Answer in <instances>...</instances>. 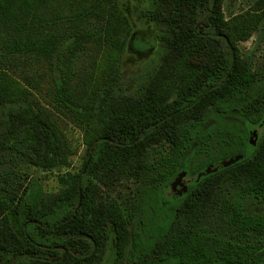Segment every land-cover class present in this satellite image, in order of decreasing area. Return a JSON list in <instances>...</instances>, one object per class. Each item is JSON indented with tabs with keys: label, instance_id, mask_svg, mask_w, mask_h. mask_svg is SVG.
Here are the masks:
<instances>
[{
	"label": "trees",
	"instance_id": "1",
	"mask_svg": "<svg viewBox=\"0 0 264 264\" xmlns=\"http://www.w3.org/2000/svg\"><path fill=\"white\" fill-rule=\"evenodd\" d=\"M133 2L140 28L129 0H0V264H264V67L237 44L264 0Z\"/></svg>",
	"mask_w": 264,
	"mask_h": 264
},
{
	"label": "rangeland",
	"instance_id": "2",
	"mask_svg": "<svg viewBox=\"0 0 264 264\" xmlns=\"http://www.w3.org/2000/svg\"><path fill=\"white\" fill-rule=\"evenodd\" d=\"M127 1V0H124ZM134 0H129L128 5L131 8L133 19L135 21L136 27H142V21L138 16L139 9L141 6L133 2ZM255 0H222V11L226 18L243 13L250 10L254 6ZM238 47L240 55L243 58L251 57L254 60L255 65L259 67H264V20L259 24L258 28L251 33V35L246 40L238 41ZM153 51L149 52L146 57L138 58L136 56L126 55L124 57L123 73L126 77L133 79L134 74L142 71L140 77L143 79L146 75V67L142 65L151 61V55ZM139 74V73H138ZM132 84V81L128 82ZM45 107L49 108L53 114L54 119H56L60 130L64 133L65 137L70 142L71 147L74 149V153L70 156V166L67 170L78 171L81 168L83 155L85 152V144L83 143V130L81 127L76 125L73 120L67 117L62 111L52 107L47 103L45 99L43 101ZM256 130L259 133V130ZM251 131V130H250ZM185 180V176H184ZM45 189L53 190L56 189L57 183L53 177V173H48V177L44 184ZM264 211V207L260 208ZM120 264H131L127 261H123Z\"/></svg>",
	"mask_w": 264,
	"mask_h": 264
},
{
	"label": "water",
	"instance_id": "3",
	"mask_svg": "<svg viewBox=\"0 0 264 264\" xmlns=\"http://www.w3.org/2000/svg\"><path fill=\"white\" fill-rule=\"evenodd\" d=\"M257 138H258V132L256 130L249 131L248 141L250 144L255 145ZM240 158H241V155H234L226 159H222L216 166L208 165L198 173V177L202 175H206L211 172H215L219 166H224V167L228 166ZM185 175H186V171H182L175 176V178L172 180L170 184V187H171L170 189L172 191H176L179 194H183L186 192L187 182L184 180Z\"/></svg>",
	"mask_w": 264,
	"mask_h": 264
},
{
	"label": "flooded vegetation",
	"instance_id": "4",
	"mask_svg": "<svg viewBox=\"0 0 264 264\" xmlns=\"http://www.w3.org/2000/svg\"><path fill=\"white\" fill-rule=\"evenodd\" d=\"M185 181L187 182V185H188L190 179H189V177L187 175H185ZM173 192H176V191H170V193H173Z\"/></svg>",
	"mask_w": 264,
	"mask_h": 264
}]
</instances>
